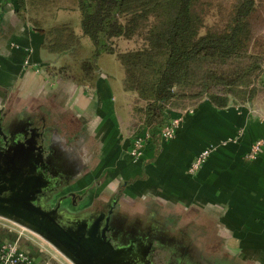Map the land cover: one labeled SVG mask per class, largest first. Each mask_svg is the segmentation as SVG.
I'll return each mask as SVG.
<instances>
[{"label":"crops","instance_id":"crops-1","mask_svg":"<svg viewBox=\"0 0 264 264\" xmlns=\"http://www.w3.org/2000/svg\"><path fill=\"white\" fill-rule=\"evenodd\" d=\"M30 2L20 9L16 0H0V81L5 87L0 93L9 112L44 116L41 129L45 122L51 126L44 130L58 139L57 150L71 146L91 155L86 164L96 168L80 182L94 185L92 203L104 187L118 185L125 186L131 199L149 197L165 205L166 211L157 203L151 206L161 210L162 232L177 239L159 242L176 256L166 264H264V148L256 158H246L252 143L264 136V115L252 110L251 103L218 108L209 100L173 110L172 117L183 120L176 137L149 140L142 163H133L127 154V126L137 95L125 90V72L118 81L103 61L107 55L118 57L99 53L93 78L85 79L81 65L95 47H88L77 5L66 0L50 8ZM60 23H70L79 35L77 55L44 47L40 29ZM207 148H212L207 159L189 173L193 159ZM98 171L103 180L96 184ZM0 240H18L38 261L73 264L27 232L18 238L16 231L0 227Z\"/></svg>","mask_w":264,"mask_h":264},{"label":"trees","instance_id":"trees-1","mask_svg":"<svg viewBox=\"0 0 264 264\" xmlns=\"http://www.w3.org/2000/svg\"><path fill=\"white\" fill-rule=\"evenodd\" d=\"M71 1L80 11L83 34L95 46L93 56L81 65L84 78H93L99 53L116 54L125 72V90L137 95L127 126L131 137L144 130L154 134L173 110L204 100L218 108L252 103L259 94L264 38L259 37L263 24L256 0H231L228 7L215 0ZM16 2L25 9L33 0ZM215 7L225 11L223 21L206 25ZM40 30L50 52L77 55L80 37L70 23ZM118 38L138 46L119 50L114 45Z\"/></svg>","mask_w":264,"mask_h":264},{"label":"water","instance_id":"water-1","mask_svg":"<svg viewBox=\"0 0 264 264\" xmlns=\"http://www.w3.org/2000/svg\"><path fill=\"white\" fill-rule=\"evenodd\" d=\"M9 117L0 113V134L7 140L0 144L1 217L37 234L73 264H153L155 241L177 240L162 232L166 223L157 207H127L120 199L99 211L78 203L67 184L91 155L71 146L57 150L58 139L34 126V115L23 134L8 135L1 124L12 122ZM68 171L72 177L61 180Z\"/></svg>","mask_w":264,"mask_h":264},{"label":"built area","instance_id":"built-area-1","mask_svg":"<svg viewBox=\"0 0 264 264\" xmlns=\"http://www.w3.org/2000/svg\"><path fill=\"white\" fill-rule=\"evenodd\" d=\"M182 116L170 117L166 123L157 127L154 134L156 137H159L161 140L169 141L176 137L177 131L180 128L182 123ZM154 134L151 130H144L140 134H137L131 137L130 144L128 146L127 154L129 155L133 163L141 164L146 150V145L149 140L154 139ZM264 148V136L256 139L249 151L246 154V158L254 159L261 150ZM212 148H207L193 159L192 163L189 166V173L194 174L198 171L202 163L207 159L211 152ZM5 220L8 223H0V227H6L9 230H14L17 232L18 238L22 237L26 232L30 233L33 236L39 237L37 234L33 233L29 229L11 221L6 218ZM40 238V237H39ZM0 264H49L47 261H38L33 256L29 255L23 251L16 241H3L0 240Z\"/></svg>","mask_w":264,"mask_h":264},{"label":"rangeland","instance_id":"rangeland-1","mask_svg":"<svg viewBox=\"0 0 264 264\" xmlns=\"http://www.w3.org/2000/svg\"><path fill=\"white\" fill-rule=\"evenodd\" d=\"M64 1H66V0H47V1H45V3L43 2L42 4H46L47 3L46 5L50 6V8H52V7L56 6L58 3H61V2L63 3ZM215 1L216 2H222L224 7H228L231 0H215ZM256 1H257L258 13L260 14V20L262 21V24H263L262 30L260 31V34H259V37L264 38V0H256ZM224 12L225 11H223L221 13L220 11L217 10L216 7L213 8L212 11L209 12L207 14V16H206V20H205L206 25H213L215 23L217 24V23L222 22L223 21V13ZM89 41H90V44H89L88 47L91 50V48L95 47V46H93L94 44L91 41V39H89ZM260 43L262 45H264V40L262 39L260 41ZM114 45H115V48H117V49H124V47L125 48H130V47L134 48V47L138 46V43H136L134 40L127 41L125 39H121V40L118 41V44L114 43ZM105 58L106 59L103 60V61L106 62V64L112 69L114 74L116 76H118V81L120 79L122 81V79L124 77V70H123V66L120 63V61L117 60L114 55H107ZM120 84H122V82H120ZM257 85H258L260 91H259V94L257 95V97L254 99V101L251 103L252 106H253L252 110H254L255 112H257L259 114H263L264 115V71L262 72V74H261V76L259 78V81L257 82ZM130 93H135V92H130ZM244 104H246V103H244ZM15 113L16 114H13L11 119H19V118H21V115L17 114V112H15ZM35 121H36L35 125L36 126H40V121H37V119ZM101 177H103V175H101V172L98 171L96 173V183L97 182L100 183V181L103 180ZM93 186L90 185V184L87 185L86 183L79 181V182H72L69 186H67V188L69 189V191H73V192L76 193V195H78L77 202L80 203L81 200L79 199V197L84 195L88 199L89 195L91 193V190L93 189ZM115 186H116V188H114ZM114 187L112 189H110L108 186L104 187L106 189L104 190L103 194L102 193L101 194H97L98 197H103L106 200L109 199L113 195V193L116 190H118V185H114ZM119 192L120 191H117V193H119ZM120 194H121V192H120ZM98 199L99 198L95 199L93 201V203H97ZM88 202L92 204L91 200L88 201ZM156 203L159 205L161 210L166 211L167 207L165 205L160 204V202H157L156 200H153L152 198H149V197L140 198L138 201H134L133 199H131V198L127 197V196L122 198V204H124L127 207L138 208V209H144L147 205H152V204L154 205ZM81 204L84 205V203H82V201H81ZM175 208H177V207H172V209H175ZM192 221H194V220H192ZM0 223H8V221L5 220L4 217L0 216Z\"/></svg>","mask_w":264,"mask_h":264},{"label":"flooded vegetation","instance_id":"flooded-vegetation-1","mask_svg":"<svg viewBox=\"0 0 264 264\" xmlns=\"http://www.w3.org/2000/svg\"><path fill=\"white\" fill-rule=\"evenodd\" d=\"M3 85H4L3 82L0 81V87L1 88H5ZM4 104H3L2 94L0 93V113L3 116V118H4V116L5 117H8V116L12 117L13 114L9 112L8 107H6ZM10 117H9V120H12V122L6 123V124L2 122V124H1L2 125V128L4 129V131L6 133H8V135H10L9 134L10 133L9 131H13V132L15 131L14 133H17V134H23L24 130L26 129V125L28 123V121H27L28 120V116L21 115V118H19V119H10ZM36 119H37V121H40V126H38V127H41V125H44V116H41L40 115ZM36 119L34 117V126L36 124V121H35ZM49 127H51V126L47 122H45V127L44 128H49ZM34 133L37 134V131H35ZM46 133L48 135H50V137H51V133L49 132V130H47ZM6 141L7 140L3 138V135L0 134V144L4 146L6 144ZM54 142H55V138H54ZM47 143H48L47 145L50 144L49 140H48ZM49 152H52V150H49ZM95 168L94 167L93 168L92 167L91 168L90 167L88 168V166H87L86 169L82 173L80 172L81 174L79 173L80 175L74 174L73 175L74 176L73 178H70V177H72V175L70 176L71 172H69V171L66 173L67 175L66 174H62L63 176L61 175L59 177L61 178V180L65 179L67 177L70 178L69 181H68V184H67V186H69L72 182L82 181L84 178H87V176ZM63 187H61V188H63ZM117 191H120L121 194H120V192L117 193ZM115 192L109 198V201L108 202L103 197H98L99 199H98V202L97 203H92V204L91 203H87L90 200H89V198L87 199L84 195L80 196L79 199L82 201V203H84V205H86L88 207L87 209L101 211V209L104 210V208L105 209L106 208H109L110 207V204H112V206L114 207L115 206V203L117 202V204H118V202L120 201V199L124 198L125 196H127V197L129 196V195H127V193H125V186H120V188H118V190H116ZM58 198H59V196L56 195L55 198H54V202H57ZM140 198H142V197H135L133 200L134 201H138ZM95 199H92V200L94 201ZM110 202H112V203H110ZM148 208H151L152 209L154 207L149 205L147 207V209ZM158 244H161V243H159V241H158ZM162 246H163V244H161V245H154V249L155 250L153 251V254H154L153 259H154V262L156 261L155 264H166V259H167V263H168V261L169 262H174V257H176L174 255V251H172L171 248H169V249L168 248L167 249H161ZM175 261L178 262L177 259H175Z\"/></svg>","mask_w":264,"mask_h":264}]
</instances>
